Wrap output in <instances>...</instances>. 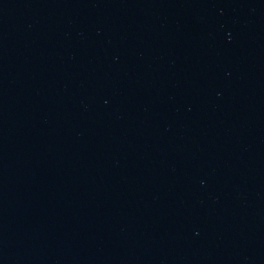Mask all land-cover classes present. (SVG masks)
Masks as SVG:
<instances>
[{
  "label": "water",
  "instance_id": "95a60500",
  "mask_svg": "<svg viewBox=\"0 0 264 264\" xmlns=\"http://www.w3.org/2000/svg\"><path fill=\"white\" fill-rule=\"evenodd\" d=\"M0 264H264V0H0Z\"/></svg>",
  "mask_w": 264,
  "mask_h": 264
}]
</instances>
